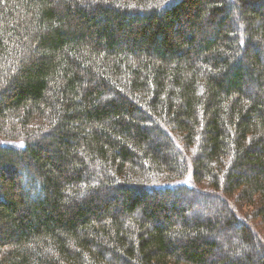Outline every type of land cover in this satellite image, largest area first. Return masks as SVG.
Returning <instances> with one entry per match:
<instances>
[{
	"label": "trees",
	"instance_id": "1",
	"mask_svg": "<svg viewBox=\"0 0 264 264\" xmlns=\"http://www.w3.org/2000/svg\"><path fill=\"white\" fill-rule=\"evenodd\" d=\"M0 264H264V0H0Z\"/></svg>",
	"mask_w": 264,
	"mask_h": 264
},
{
	"label": "rangeland",
	"instance_id": "2",
	"mask_svg": "<svg viewBox=\"0 0 264 264\" xmlns=\"http://www.w3.org/2000/svg\"><path fill=\"white\" fill-rule=\"evenodd\" d=\"M258 229H260V230H261V227H260V226H258Z\"/></svg>",
	"mask_w": 264,
	"mask_h": 264
}]
</instances>
